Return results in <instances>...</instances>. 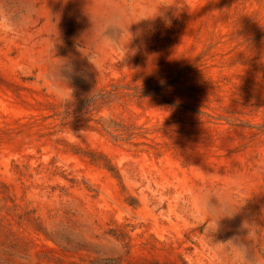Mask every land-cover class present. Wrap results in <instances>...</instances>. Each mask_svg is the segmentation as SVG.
<instances>
[{
    "label": "rangeland",
    "instance_id": "obj_1",
    "mask_svg": "<svg viewBox=\"0 0 264 264\" xmlns=\"http://www.w3.org/2000/svg\"><path fill=\"white\" fill-rule=\"evenodd\" d=\"M148 263L264 264V0H0V264Z\"/></svg>",
    "mask_w": 264,
    "mask_h": 264
},
{
    "label": "trees",
    "instance_id": "obj_2",
    "mask_svg": "<svg viewBox=\"0 0 264 264\" xmlns=\"http://www.w3.org/2000/svg\"><path fill=\"white\" fill-rule=\"evenodd\" d=\"M93 162L95 161V160H92ZM148 264H157V263H148ZM174 264H176V263H174Z\"/></svg>",
    "mask_w": 264,
    "mask_h": 264
}]
</instances>
